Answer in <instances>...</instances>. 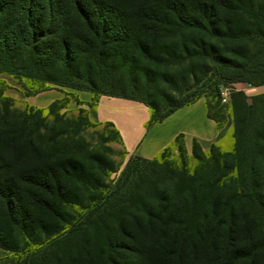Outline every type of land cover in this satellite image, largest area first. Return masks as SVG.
<instances>
[{
    "label": "trees",
    "instance_id": "1",
    "mask_svg": "<svg viewBox=\"0 0 264 264\" xmlns=\"http://www.w3.org/2000/svg\"><path fill=\"white\" fill-rule=\"evenodd\" d=\"M123 1L128 5H119ZM182 65L191 68L192 85H177L167 76L169 68ZM0 73L17 80L26 96L58 85L92 92L90 107L101 95L138 101L151 109L150 123L204 97L219 128L231 116L235 141L231 152L215 143L205 151L193 141L197 164L191 169L180 134L173 144L180 160L171 159L173 146L154 159L131 156L109 190L85 178L72 156L52 160L37 144L49 134L48 116L65 120L60 112L71 102L68 94L46 108L29 105L11 133L16 100L6 95L9 85L2 80L0 145L5 140L21 150L18 163L0 154V247L17 251L9 233L32 232L40 225L36 210L68 224L59 226L66 232L17 264H79L77 255L91 239L110 242L114 225L130 220L138 232L130 233L134 241H155L141 253L151 264H190L192 251L196 258L201 246L217 264H264V94L235 89L225 103L221 94L236 83L264 87V0H0ZM160 78L192 95L163 107L151 96ZM80 112L86 117L77 118L79 123L111 127L106 140L123 145L113 123H94L88 110ZM35 122V138L23 144ZM74 181L90 193L87 203L70 190ZM65 209L81 212L75 217ZM110 253L99 252L108 256L106 264H118Z\"/></svg>",
    "mask_w": 264,
    "mask_h": 264
},
{
    "label": "rangeland",
    "instance_id": "2",
    "mask_svg": "<svg viewBox=\"0 0 264 264\" xmlns=\"http://www.w3.org/2000/svg\"><path fill=\"white\" fill-rule=\"evenodd\" d=\"M118 2V1H117ZM128 1L121 2L119 5L124 6L128 5ZM118 4V3H117ZM126 72L122 73L123 75ZM3 73H0L2 75ZM168 77L172 79V82L177 85H184L187 82L189 85H192L194 79L191 75V68L188 65H182L178 67H171L168 69V73H166ZM1 77V76H0ZM161 83H156L151 91L152 100L159 102L163 107L169 105H176L184 102L192 95L191 91L178 92L169 85L168 82L163 81L160 78ZM0 80V87H1ZM157 82V81H156ZM52 88H56L58 90H65V94H68V98L70 99V104L67 108L63 109L60 113L64 114L65 120L61 123L55 122L53 117L48 116L47 121V129L48 135L42 141V144L38 143L39 147L44 148L47 153L52 156V160L55 161H63L67 156H72L76 159L77 163L81 165V167L85 171V178H92L98 180L100 184L107 185L110 189H113V186L120 179L124 170L126 169L127 163L130 160V156L124 150L123 145L120 141L115 140L113 142L107 141L106 138L111 136V132L113 129L111 127L95 125L90 126L87 125L84 121L78 122L77 118L84 119L86 117L85 113H81L80 110H87L85 106L80 105L69 93L73 92L77 89L68 88V87H60L58 85H51ZM248 85L238 84L227 86L223 88L224 91L229 92V97L231 95V91L235 89L245 90L248 88ZM264 94V87H258L254 94ZM65 96V95H64ZM163 96H169V101H163ZM16 100V111L15 117H12L11 124L9 126V132L14 133L18 131L21 122H22V114L24 112H30V104L27 105L26 101L21 99ZM3 108L0 105V122L3 117ZM47 112V111H46ZM45 112V114H46ZM231 118V116H229ZM229 120V119H228ZM38 122V121H37ZM36 122L30 125V128L27 130V133L23 137V144L29 141V138H35L33 134L35 133ZM9 135L12 138L14 135ZM47 130H43V135H46ZM234 137H233V129L231 128L229 135L217 145L221 150L226 152H231L234 146ZM20 149V148H19ZM19 149H11L9 143L4 140L0 145V154L2 158L13 160L14 163H18L20 161V150ZM190 154L189 165L190 168L193 169L197 164V161L192 157V149L188 150ZM55 156V157H54ZM49 155H46L45 159H47ZM171 159L180 160V155L175 146H173V154ZM15 171H18L19 168L14 167ZM17 168V169H16ZM70 190L76 197L83 200L85 203L88 202L90 193L85 191L80 184L77 182H71ZM105 191V194L109 193V191ZM101 193L96 192V197H101ZM81 212L80 210L78 211ZM77 210H64L63 213L66 215H77ZM35 218L40 221V225H35L32 232H19L17 230H13L9 233V244L14 246L17 251H8L4 248L0 247V264H17L19 258L25 257L27 254L37 251L40 248H44L48 243L54 241L58 237V233L61 234L66 232L67 228L59 231V226H67L68 224H63L59 222L58 219L52 214L44 213L42 211L36 210L34 212ZM115 231L116 235L111 239L110 242H106L104 240L97 241L96 238L91 239L88 250L85 252H81L77 255V260L79 264H106L108 260L107 255L101 256L99 252L104 249H111L110 256L115 260L117 259L118 264H151L147 262L146 258L142 260L141 253L143 252V248L145 246H150L151 243H155L152 241L153 237L148 236L147 239H141L134 241L130 236L137 235L136 224L133 221H127L121 227L116 224ZM123 229V230H121ZM8 235V233H6ZM194 250L191 253V257L189 258L190 264L197 261L196 264H217L215 257L206 256V248L205 246H201L198 252L197 257L192 258ZM107 257V258H106ZM116 262V263H117Z\"/></svg>",
    "mask_w": 264,
    "mask_h": 264
},
{
    "label": "crops",
    "instance_id": "3",
    "mask_svg": "<svg viewBox=\"0 0 264 264\" xmlns=\"http://www.w3.org/2000/svg\"><path fill=\"white\" fill-rule=\"evenodd\" d=\"M0 80L9 87L5 93L14 99H21L37 108H46L57 98L64 97L65 90L49 89L38 95L26 96L22 87L12 76L0 75ZM240 83H236L238 85ZM242 85V84H240ZM262 87V86H261ZM258 89V87H256ZM88 110V117L94 123H113L122 135L124 150L131 156L154 159L167 146H173L180 134L185 136V145L192 149L193 141L208 151L213 143L222 142L230 133L232 118L223 128H219L214 119L208 116L206 98L183 106L161 122L150 123L151 109L144 103L121 97L99 96L97 103L90 107L93 93L75 90L73 92Z\"/></svg>",
    "mask_w": 264,
    "mask_h": 264
},
{
    "label": "built area",
    "instance_id": "4",
    "mask_svg": "<svg viewBox=\"0 0 264 264\" xmlns=\"http://www.w3.org/2000/svg\"><path fill=\"white\" fill-rule=\"evenodd\" d=\"M248 95H254L255 91H256V87H248L244 90ZM222 101L225 103L228 101V97H229V92L226 90L224 91V89H222Z\"/></svg>",
    "mask_w": 264,
    "mask_h": 264
}]
</instances>
